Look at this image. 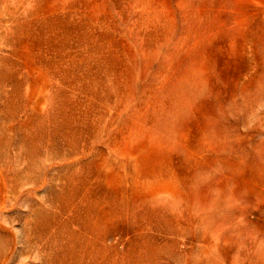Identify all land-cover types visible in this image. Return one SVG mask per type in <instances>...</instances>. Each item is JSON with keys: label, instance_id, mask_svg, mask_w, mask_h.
<instances>
[{"label": "rangeland", "instance_id": "rangeland-1", "mask_svg": "<svg viewBox=\"0 0 264 264\" xmlns=\"http://www.w3.org/2000/svg\"><path fill=\"white\" fill-rule=\"evenodd\" d=\"M0 226V264H264V0H0Z\"/></svg>", "mask_w": 264, "mask_h": 264}, {"label": "bare ground", "instance_id": "bare-ground-1", "mask_svg": "<svg viewBox=\"0 0 264 264\" xmlns=\"http://www.w3.org/2000/svg\"><path fill=\"white\" fill-rule=\"evenodd\" d=\"M1 227V226H0ZM33 227V226H32ZM32 227H31V229H32ZM2 228V227H1ZM34 228V227H33ZM2 229H4V228H2ZM32 231H34L33 229H32ZM36 231H34V233H35ZM37 232H38V230H37ZM32 233V232H31ZM40 233V232H39ZM41 233H45V232H41ZM41 233H40V235H41ZM37 234V233H36ZM39 236V235H38ZM42 236V235H41ZM34 238H35V236H33ZM48 237V236H47ZM33 238V239H34ZM41 237L39 236L38 237V239H40ZM52 238V237H51ZM48 239V238H47ZM37 240V239H36ZM45 240V239H44ZM53 240V239H52ZM55 241H56V239H55ZM37 242V241H36ZM40 242H42L41 240H39V244H40ZM43 244V243H42ZM54 245V244H53ZM68 248H69V246H68ZM52 249V248H51ZM44 252H45V249L43 250ZM43 251H42V253H43ZM48 251V250H47ZM53 251V250H52ZM45 254H47V253H45Z\"/></svg>", "mask_w": 264, "mask_h": 264}]
</instances>
